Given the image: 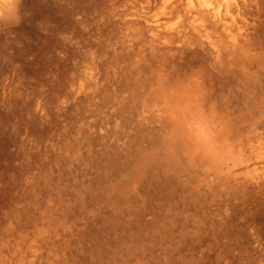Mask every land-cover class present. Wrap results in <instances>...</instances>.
Listing matches in <instances>:
<instances>
[{
	"label": "rangeland",
	"instance_id": "374dc122",
	"mask_svg": "<svg viewBox=\"0 0 264 264\" xmlns=\"http://www.w3.org/2000/svg\"><path fill=\"white\" fill-rule=\"evenodd\" d=\"M26 3L0 30V264H264V193L184 197L142 165L153 144L132 116L162 59L168 73L198 67L264 148V0H204L219 19L197 0ZM214 48L256 52V77L238 58L212 67Z\"/></svg>",
	"mask_w": 264,
	"mask_h": 264
},
{
	"label": "bare ground",
	"instance_id": "6f19581e",
	"mask_svg": "<svg viewBox=\"0 0 264 264\" xmlns=\"http://www.w3.org/2000/svg\"><path fill=\"white\" fill-rule=\"evenodd\" d=\"M203 1L204 0H197L198 11H203L205 14H211V17H213L214 19H219V16H221V15H222V17L224 16V18L227 17L225 15V13H223V14L220 13V15H219V12H220L219 8L216 11H213V8L209 9V7H207L206 5L204 6L205 8H202L200 5L204 4ZM26 2H29V0H22V4H25L27 6V8H30V9L34 8L33 5L28 4ZM195 2H196V0H195ZM231 6H232V3L229 1L228 2L226 1L224 9L226 11L230 10L229 8H231ZM242 9H244V8H242ZM243 13H244V11H243ZM185 20H186V18H185ZM187 20H188V18H187ZM241 20H242V18H241ZM253 20H254V18H253ZM204 22H205V20H204ZM185 23H186V21H185ZM241 23H243V22H241ZM223 24H224V22H223ZM223 24L221 22L220 26L224 27ZM187 25H189V23ZM186 27L188 28V26H186ZM185 28H183V29L185 30ZM190 29H191V27H190ZM21 30H22V28L18 27L16 29V33L20 32ZM217 30H218V27H217ZM249 30H251V29H249ZM193 31H194V29H193ZM197 31H198V29H197ZM206 31L204 30L202 32V34L203 33L205 34ZM247 31H248V28H247ZM198 33H200V32L198 31ZM198 33H195V35ZM207 33H208V31H207ZM145 34H147V33H145ZM178 34H179V32H178ZM184 34L187 35L186 33H183V36H184ZM179 35H181V34H179ZM203 36H205V35H203ZM227 36H228V34H227ZM165 37L168 38L167 36H165ZM184 38H183V41H185L184 43H186V40H184ZM207 38H208V36H207ZM236 38H237V36L236 37H233L232 35L230 36V41H232V44L234 43L233 40H235ZM210 39H213V38H210ZM215 39H216V36H215ZM199 41H200V38H199ZM204 41H206V40L204 39ZM159 43H160V41H159ZM196 43L197 42H195V45H196ZM238 43H240V42H238ZM244 43H246V42H244ZM244 43H241L240 45H243ZM180 45H182V44H180ZM190 45H192V44H189L188 46H190ZM221 45H222V42H221ZM224 45L225 44L223 43V45H222L223 48H226V45H225V47H224ZM166 46H168V45H166ZM175 46H177V45H175ZM184 46H185V44H184ZM198 47H199V44H198ZM223 48L221 49L222 51H215V48H214V51H212L210 49L211 51H209V54H210L211 59H212V64H211L212 67H215L216 65H218V69H222V68H225L226 70L230 69L231 65H232V61L237 60L236 58H238L240 61L243 60L246 63V67L244 66L245 64H243V61L241 62L242 64L240 63L241 65H239L237 63V65L240 66V68L243 71L245 70L244 72L242 71L243 74L240 73L239 76L246 81L256 77L257 71L253 69L255 67L253 62H254L256 52L255 53L251 52L248 49H247L248 51L247 50L246 51H243V50L242 51H228V49H227V51L223 52ZM238 48H239V46H238ZM243 48H244V46L242 48H240V50ZM245 48H246V45H245ZM176 50H177V48H176ZM175 52H177V51H175ZM179 52H182V51H179ZM221 54H223V57H225V60L227 63V65L225 67H223V65H219L220 64L219 57ZM163 66H164V64H163V59H162L160 61L159 67L153 68L150 75L147 76L146 81L143 83V85H144L143 94L144 95L143 96H142V94L138 95L137 101L134 104V106L132 107V112H133L132 116L135 117L133 124L135 126L136 125L143 126L148 133L147 140H148V143H150V144H147V145L153 144V147H151L152 149H149V151H145L143 153L142 165H144V168L150 169V170L153 169L154 172H159L164 179L172 178L177 183H179V182L182 183L181 189L186 194V195H184V197L191 196L192 192L198 193V195H200L201 194L200 192H204V191L206 193L208 191H210L213 194H216V193L219 194L220 193V194H222V197H224L225 199H229L230 197L236 198V196H240V195L242 196L243 194L246 195L248 192L251 193V196H256V197L259 196L260 194H263L264 193V161H263L264 159H262V162H261L260 161L261 159L259 160L258 158L261 157L262 154L264 153V148L259 149L258 146L255 147L252 144L251 140H249L248 134H245L244 132H242L241 131L242 129L240 130V127L238 125L239 120L237 118V117H239V115L236 116L235 114L232 113V111L225 109L226 105H225L224 101H218L216 95L214 94V90H213V80L210 77L206 78L207 81L203 77L204 83H205L206 88H207V101L214 105L215 111L217 112V114L220 117L219 131L223 137L224 142L228 145V149H227L228 154H227L226 158L223 160L222 164L214 170H209L207 167H205L203 162H201L200 160H198L195 157H191V156H187V155L179 154V153L165 155L159 150L161 129L157 126V123L153 120V118L150 114V110L146 104V99H147L148 93H149L150 89L152 88V86L158 80H160L162 77H174V76L179 75L180 73L186 71V70H181L179 67H177L178 69H176L175 71L172 69V71H170L168 73V70L165 71L166 69L164 70L162 68ZM172 66H174V64ZM225 69H224V71H225ZM143 75L145 76V74H143ZM214 95H215V97H214ZM246 129H249V128H246ZM255 130H256V128H255ZM244 131H246V130H244ZM249 131H250V129L248 130V132ZM242 133H244V134H242ZM256 135H258V133ZM262 141H264L263 138H262ZM135 150H136V152L139 153L141 148L139 146H137V148ZM257 159H258V163H256ZM259 161L261 162V164L259 163ZM194 197L198 199V197H196V196H194ZM225 209H223V210H225ZM40 233H41V231H40ZM38 248H39V245H36V247L34 248L35 254L37 253L36 250ZM1 261H2V258H1Z\"/></svg>",
	"mask_w": 264,
	"mask_h": 264
},
{
	"label": "clouds",
	"instance_id": "9594fccd",
	"mask_svg": "<svg viewBox=\"0 0 264 264\" xmlns=\"http://www.w3.org/2000/svg\"><path fill=\"white\" fill-rule=\"evenodd\" d=\"M25 15L22 0H0V30L16 27ZM146 104L161 129L159 150L163 154L195 157L209 170L222 164L228 145L219 131L220 117L207 101L201 69L162 77L150 89Z\"/></svg>",
	"mask_w": 264,
	"mask_h": 264
}]
</instances>
